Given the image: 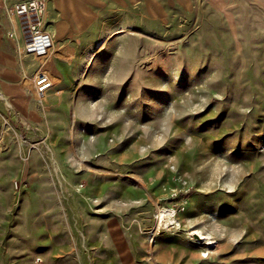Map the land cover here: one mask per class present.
I'll return each instance as SVG.
<instances>
[{
  "label": "rangeland",
  "instance_id": "obj_1",
  "mask_svg": "<svg viewBox=\"0 0 264 264\" xmlns=\"http://www.w3.org/2000/svg\"><path fill=\"white\" fill-rule=\"evenodd\" d=\"M160 1L81 102L0 93V264H264V0Z\"/></svg>",
  "mask_w": 264,
  "mask_h": 264
},
{
  "label": "crops",
  "instance_id": "obj_2",
  "mask_svg": "<svg viewBox=\"0 0 264 264\" xmlns=\"http://www.w3.org/2000/svg\"><path fill=\"white\" fill-rule=\"evenodd\" d=\"M18 1L0 0V93L13 108L35 120L42 118L44 111L29 93L40 66L55 82L45 97L52 114L60 105L66 107L71 98L81 102L83 96L72 93L84 86L82 77L93 66H86L88 57L98 41L110 37L118 26L146 27L149 18L159 21L163 13L160 0H47L45 30L51 34L54 47L40 61L24 53V40L12 15Z\"/></svg>",
  "mask_w": 264,
  "mask_h": 264
},
{
  "label": "built area",
  "instance_id": "obj_3",
  "mask_svg": "<svg viewBox=\"0 0 264 264\" xmlns=\"http://www.w3.org/2000/svg\"><path fill=\"white\" fill-rule=\"evenodd\" d=\"M46 4L47 0H19L12 12L18 21L25 53L33 55L40 61L46 59L54 47L51 34L45 30ZM9 35L13 36V33ZM32 82L41 100L45 99L55 85L50 74L41 66L34 73Z\"/></svg>",
  "mask_w": 264,
  "mask_h": 264
},
{
  "label": "bare ground",
  "instance_id": "obj_4",
  "mask_svg": "<svg viewBox=\"0 0 264 264\" xmlns=\"http://www.w3.org/2000/svg\"><path fill=\"white\" fill-rule=\"evenodd\" d=\"M167 212L170 213V214L173 213V211H171V210L170 211H165V210L161 211L160 212V215H159L161 221H163V220L166 219L168 222H170L171 218L168 217Z\"/></svg>",
  "mask_w": 264,
  "mask_h": 264
}]
</instances>
